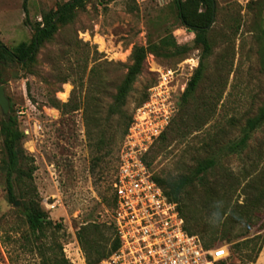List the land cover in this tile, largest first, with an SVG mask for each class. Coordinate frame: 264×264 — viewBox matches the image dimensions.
I'll return each mask as SVG.
<instances>
[{
    "label": "rangeland",
    "instance_id": "obj_1",
    "mask_svg": "<svg viewBox=\"0 0 264 264\" xmlns=\"http://www.w3.org/2000/svg\"><path fill=\"white\" fill-rule=\"evenodd\" d=\"M67 1L0 0V43L8 49L29 43L41 17ZM214 3L207 32L211 52L183 107L181 97L201 48L176 17L173 0H87L69 22L57 26L33 62L0 63L8 116L15 117L23 135L21 148L35 169L36 200L52 223L39 242L56 249L60 245L68 264H86L77 239L82 226L94 223L102 228L99 242L104 245L107 240L106 250L114 239L112 183L127 135L122 133L144 94L154 97L156 104L165 98L170 110L166 126L143 155L154 177L176 180L191 175L202 160L216 162L181 195L187 227L196 229L205 243L232 239L241 245L259 235L256 263L264 264V125L252 134L243 156H222L219 150L239 137L246 119L264 103V0ZM164 34L187 46V52L148 53L144 71L126 99L124 118L109 116L107 106L131 64L132 50ZM162 71H171L168 84L154 89ZM163 90L164 96H159ZM94 118L111 137L99 161L88 136V130L97 131ZM3 158L0 137V165ZM251 162L256 166L249 167ZM16 201L17 206L7 201L0 171V264H40L19 212L21 200Z\"/></svg>",
    "mask_w": 264,
    "mask_h": 264
},
{
    "label": "trees",
    "instance_id": "obj_2",
    "mask_svg": "<svg viewBox=\"0 0 264 264\" xmlns=\"http://www.w3.org/2000/svg\"><path fill=\"white\" fill-rule=\"evenodd\" d=\"M87 0H69L59 6L52 13H46L41 17V23L35 25L34 34L29 43H19L12 49L6 48L0 43V63L20 62L28 64L33 62L34 56L38 48L46 41H49L57 30L59 24L69 22L73 11L84 6ZM176 17L181 25L194 34L193 43L201 48V57L197 68L194 70L189 79L181 97L182 107L188 103L196 86L202 78L204 71V61L211 52V44L207 39V32L214 18L215 3L214 0H173ZM188 50L185 45H178L170 34H164L158 38L156 42H149L147 47H135L131 53V64L127 67L124 78L116 90L113 101L107 106L109 116H117L124 118L125 103L132 86L137 78L143 73L145 67V59L148 53L163 56H182ZM148 101V95L144 94L138 101V105L142 106ZM54 106H59L57 102ZM64 106V105H61ZM124 125L123 137L128 132L132 123V116L126 118ZM89 120V119H88ZM97 131L88 130L89 140L91 141L94 152L96 153L95 161H99L100 150L110 146L111 137H106L98 118L93 119ZM264 125V103L258 108L256 114L246 119L244 126L240 131L238 138L228 142L222 146L220 155L241 157L248 149V142L252 134ZM160 136V135H159ZM158 136V137H159ZM0 137L2 138V149L4 158L1 160L0 171L4 176L6 198L9 203L21 200V209L19 212L24 218L28 226L32 244L39 256L40 264H68L61 253V246L57 245V249L52 245H43L40 243V236L43 235L45 229L52 227L51 221L46 213L41 209L40 204L36 200V194L32 187V174L34 167L32 159L25 155L21 148V139L23 137L21 131L17 127V121L14 116L9 115L7 119L0 121ZM263 159V155L258 157ZM147 168L149 164L143 158ZM216 165L215 159H205L197 163L193 173L188 176H182L176 180L165 181L154 177L152 179L162 189L168 201L176 204V208L184 220V229L190 235H197L194 228L187 227L188 221L181 211V195L186 187L192 185L194 180H198L201 176ZM256 166L251 162L249 167ZM112 205L115 206V198L112 195ZM57 225H54L56 227ZM113 227V225H112ZM103 229L94 223H89L81 227L77 232V239L85 254L86 264H98L101 260L109 257L119 247V241L115 235L108 250L99 242V237L103 234ZM259 235L246 239L241 245L232 239L226 241L229 244L230 256L227 262L220 264H234L233 260L240 264H250L256 262L257 256L261 249V243L258 244ZM201 240V239H200ZM205 248L215 247L222 244L221 242L212 241L205 243L201 240ZM237 248L232 251V247Z\"/></svg>",
    "mask_w": 264,
    "mask_h": 264
},
{
    "label": "built area",
    "instance_id": "obj_3",
    "mask_svg": "<svg viewBox=\"0 0 264 264\" xmlns=\"http://www.w3.org/2000/svg\"><path fill=\"white\" fill-rule=\"evenodd\" d=\"M170 74L171 71H162L154 89L165 88ZM160 92L163 97L165 91ZM152 98L136 110L119 151L112 183L115 198L112 225L119 247L98 264L227 262L230 245L205 248L197 235L188 234L176 204L168 201L143 161L144 152L166 126L170 112L165 98L158 104Z\"/></svg>",
    "mask_w": 264,
    "mask_h": 264
},
{
    "label": "water",
    "instance_id": "obj_4",
    "mask_svg": "<svg viewBox=\"0 0 264 264\" xmlns=\"http://www.w3.org/2000/svg\"><path fill=\"white\" fill-rule=\"evenodd\" d=\"M0 111L4 119L8 118L9 114V100L5 95L4 88L0 85ZM14 205L17 206L18 202H14Z\"/></svg>",
    "mask_w": 264,
    "mask_h": 264
}]
</instances>
